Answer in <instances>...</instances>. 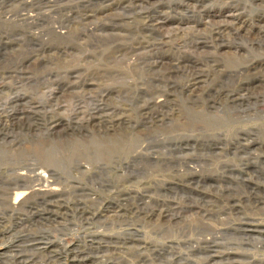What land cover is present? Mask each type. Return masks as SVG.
<instances>
[{"label": "rangeland", "instance_id": "374dc122", "mask_svg": "<svg viewBox=\"0 0 264 264\" xmlns=\"http://www.w3.org/2000/svg\"><path fill=\"white\" fill-rule=\"evenodd\" d=\"M200 1L202 3L196 4L194 0H185L179 8L176 5L182 0H57L52 4H47V0H6L0 3V193L17 182L6 171L11 166L5 162L6 152L14 157V163L17 162L15 157L29 154L26 146L30 143L42 145L46 140L51 143L53 138L58 141V135L66 132L69 140L62 144H74L76 139L81 141V133L89 134L86 140L98 139L97 133L96 137L90 136L92 130L98 131L97 128L74 130L72 127L79 126H68L69 116L73 117L72 123L77 121L74 116L77 110L86 115L112 112L121 116L123 131H126L123 138L134 140L152 123L143 113L142 106L145 100L153 99L163 110H168L170 117L166 126L173 130L159 131L166 136L168 145L164 142L160 147L150 146L151 150L145 151L144 158L140 157L145 167L140 170L141 175L149 174L150 178L146 180H157L153 190L162 186L158 193L152 191L145 195L158 199L153 202L161 208L170 203L174 207L180 206L183 210L180 218L191 223L195 220L211 229H214L212 225L220 226V241L226 247L218 246L220 249L216 250L222 251L215 253L212 261L207 260L208 250L192 251L190 244L179 242L180 237L184 238L181 231L172 236L175 227L168 224V217H159L154 212L145 219L147 205H142L141 211L131 213L121 207L122 215L104 220L94 217V213L108 216L114 211H97L92 206L86 211L73 206L52 208V213H47L50 219H47L44 218L47 210L43 206H38L35 214L34 208L0 204V221L9 228L6 237L0 241V264H105V259L111 255L114 256L112 261L122 264H137L138 261L143 264H175L178 259L183 264H224L226 261L221 254L224 256L229 252L239 257L235 258L239 259L237 263L230 257L231 264H264V1ZM188 4L193 5L188 9L185 6ZM92 9L97 13L88 12ZM144 9L155 20L152 23L163 22L158 25V31L142 26V19L136 14ZM164 11L167 13L156 17ZM86 12L93 16L83 19ZM146 15L148 13L144 12L143 16ZM92 22L104 27L110 24L111 27L96 29ZM212 23L226 25L222 30L223 44L205 40ZM86 26L94 29H86ZM175 26L183 30L178 37L171 38L169 30ZM55 27L68 34L56 35ZM193 30L201 37L196 39L198 44L193 42ZM161 37L170 40L160 43ZM29 54L37 55L38 59L26 60ZM162 56L163 61L194 57L193 61H197L199 71L204 75L202 81L193 86V92L182 85L183 81L178 80L181 77L174 78L177 80L175 84L158 81L156 76L161 72L155 70L154 74L146 61ZM22 69L33 74L27 77L17 74L16 77ZM71 70L79 71L94 84L77 88L79 80L71 78L75 75L70 74ZM248 84V92L242 90ZM17 95L25 103L24 108L38 110L28 116L17 114L10 120L7 115L13 108L12 97ZM97 106L105 109L98 112ZM47 111L60 113L63 117L51 116ZM85 114L80 115V120L87 119ZM57 123L61 124L55 126V135L52 138L46 136L47 130ZM188 123L193 125L192 129ZM104 133L118 134L113 130ZM111 134L108 139L112 138ZM119 136L122 134H118V139ZM175 144L178 146L174 147ZM171 149L173 153L169 155ZM168 156L179 161L168 164L162 160ZM65 160L66 172L72 174L69 159L64 157L61 162ZM154 167L159 168L156 173L159 175L150 174ZM126 172L136 174L130 168ZM3 178L9 181L7 186L2 184ZM65 179L70 177L66 175ZM164 180L167 186L163 185ZM63 181H53V187L61 186ZM79 184L90 189L99 187L96 192L102 196L107 188L90 179ZM144 185L148 186V183ZM16 193L13 190L10 194L11 201ZM125 197L122 203L128 207ZM83 215L90 220L83 222ZM155 223L163 226L158 233L153 231ZM240 223L249 228L247 232L242 230L243 227L238 230L237 224ZM253 238H263V244H256ZM136 239L138 242H132ZM189 240L193 241V236ZM182 241L186 242L187 238ZM47 245L51 248L44 250Z\"/></svg>", "mask_w": 264, "mask_h": 264}, {"label": "bare ground", "instance_id": "6f19581e", "mask_svg": "<svg viewBox=\"0 0 264 264\" xmlns=\"http://www.w3.org/2000/svg\"><path fill=\"white\" fill-rule=\"evenodd\" d=\"M4 1H6V0H0V3L4 2ZM16 1H18V0H16ZM130 1H147V0H130ZM186 1H188V0H186ZM261 1H264V0H261ZM53 2H57V0H47V4L48 3L52 4ZM184 2H185V0H182V2L177 3L176 6H178V8H179V6L181 7L184 5ZM194 2L197 4L198 2H201V1L200 0H194ZM221 2H223V0ZM190 5H193V4H188L185 6L188 7V9H189ZM199 11H202V9ZM88 12H92L93 14L97 13V11L94 9L89 10ZM144 12L148 13V15L143 16ZM92 13L88 14L86 12L82 18L87 19V17H89V16L92 17L93 16ZM166 13L167 12H165V11L161 12V13L157 14L156 17H159L160 15L166 14ZM242 13H240L239 15H241ZM136 15L142 19V24H143L142 26L144 28H149L150 31H152V30L158 31V29H159L158 25L160 23H163V22H157L156 24L152 23L155 20H153V17H151L150 12H148L147 9L140 11ZM244 16L245 15L243 14V17ZM67 17H69V16H67ZM60 24H62L61 28L64 29L62 21L60 22ZM92 24H94L96 29H98L100 26H103L101 23L98 24L97 22H94V23L92 22ZM209 24H210V22H209ZM211 25L212 26L210 29V34H206L207 36L205 37V40L210 41V39H211V41L219 42V44H221L222 42H224V33L222 30H225L224 28L226 25L222 24V23L221 24H213L212 23ZM106 26L107 27L103 26L101 28L111 27L110 24H106ZM257 28H260V27H257ZM86 29L90 30V29H94V28L86 26ZM262 29L264 30V28H262ZM182 30H183L182 27H179V26H175V28H173L172 30H169L170 36H172L171 38L178 37L180 31H182ZM62 31L63 32H61V30L58 31V29L55 27L54 32L56 35L68 34L65 30H62ZM193 32H194L193 36L195 37V38H193V42H195V44H198L197 40H200L201 37H199L198 35H195L198 33L195 30H193ZM206 33H208V31ZM235 33H237V32H235ZM33 37L34 36H32V39H35V37L34 38ZM168 40H170V39H167V38L164 39V37H161L160 43H165V42L168 43ZM228 43H229V40H228ZM213 44H215V43H213ZM230 44H231V42H230ZM216 47H217V45H216ZM229 47L231 48V46H229ZM166 51H167V49H166ZM34 57H36L38 59L37 55L29 54L26 60H31ZM163 58L164 57L162 56L161 58L152 59L149 62L146 61V63L149 65V69L153 73L155 70H159L161 72V75L156 76L158 81L159 82H166L167 84H175V83H177V80H174V78L175 77L176 78L181 77L178 80L183 81L182 85L187 89V91L189 90L190 92H193V86H197V84H199V82L202 81V78L204 75V72H203V74H201V71H199V64L197 63V61L196 60L193 61L194 57L193 58H191V57L190 58H179L178 57L176 59L172 58V60L168 59L169 61H165V60L163 61L162 60ZM207 58H208V61L211 60V58L209 56ZM260 63H262V62H260ZM237 66H238V64H237ZM200 68H201V66H200ZM240 71H242V70H240ZM69 72H70V74H73V73L75 74V75H72L71 78H78V80H79L78 85L76 83L77 88L81 87L83 89V86L85 84H90V85L94 84L93 82H91L92 79H87L86 78L87 76L83 77L82 75L79 74V71H77V70H71ZM183 72H186V74L181 75V73H183ZM207 72H208V70H207ZM49 73H51V70ZM17 74L20 77H27L28 74H33V73L29 70L22 69L16 73V75H15L16 77H17ZM178 74H179V76H178ZM30 78H31V76H30ZM248 89H250L249 84L247 85L246 88L242 87V90H246L247 92H248ZM225 91H226V89H225ZM247 92H246V94H247ZM229 94L227 93V95H229ZM240 94H242V93H240ZM12 98L14 99L12 102L13 108L10 109V111L8 112L9 114L7 115V117L10 120L14 119L16 116H18L17 114L27 115L28 113H31L32 111L38 110V108H35V107H31V108H29V110H27L26 107L24 108L23 106L25 105V103H23L22 98H19L18 95L14 96ZM257 100H259V99H257ZM104 109H105L104 107H98V106L96 107V110L98 112L103 111ZM142 111L144 114H146L147 118L151 119L152 123L150 125L146 126L142 130L143 133L139 132L140 134L134 140H129V139L123 138L126 136V131H123L124 130V127H123L124 119L121 116H116L112 112L104 114V115L99 114V116L97 114L94 115L95 113L94 114L91 113V114L86 115L85 113H82L81 110H77V115H74L77 117V118L75 117V119L77 120L76 122L72 123L73 117L71 118V116H69L68 119L65 118L68 121V126H71L72 124H73V126H77V127L79 126L78 128L72 127L74 130L75 129H80V130L83 129L84 130V129H88L89 127L97 128L98 131L92 130L93 134L91 133L90 136L95 135V137H96L98 135V137H99L98 139L96 138V139H90V140L87 139L86 140V137L89 136V134L84 135L81 133L80 137H83L81 139V141H78V139H76L77 138V136H76V138H75L76 140H74V139L73 140L77 141V142H75L74 144H62L61 142H67L69 140V138H68L69 136L65 135L67 132L66 133L63 132L64 134L58 135V139H59L58 141H53L54 139H56V138H53V139H51V143H48L46 140L42 145H41V143H40V145H38L39 143L38 144L30 143V146L29 145L26 146L29 150L28 151L29 154L26 156L15 157L17 162H14V163L12 162L14 157H12L10 154H8L6 152V155L4 157L5 162H7L8 165H11L10 168L6 169V171L7 172L9 171L10 174L15 177L17 182H15L13 180L14 181L13 187L11 186L7 189L3 187V189H6V191H4L3 193H0V195H1L0 196L1 197L0 198V204H3V205L9 204L10 206H13L14 208H18V207H28L31 209L34 208L35 214L37 213L38 206H43L44 210H47L44 213V216H45L44 218H47V219L48 218L50 219V217L47 216V213H52V211H53V210H51L52 208H58V209L66 208L67 209V207L73 206V207H77L79 210L86 211L87 209H90V207H88V206H92V207H95L94 209H96L97 211L104 210V209H107V211H112V212L114 211V214L112 213V215H108V216L102 215V214H100V212L94 213V217L103 218L104 220H107L110 217H114V216L119 217L120 215H122L121 211H119V210H121V209H119L121 207H125V209H127L131 213V212L136 211V210L141 211V206L147 205V206H149V208L145 212V219H148L152 215H154V214H152L154 212H157L159 217H161V216L168 217V220H167L168 224L175 227L172 230L173 231L172 236L174 234H175V236L178 235V232L181 231L183 237L187 238V241L183 242L182 240L184 238L182 239L180 237L178 239L179 242H181L183 245L190 244V247H191L190 249L192 251H196V250L200 251L202 249H205L206 251L208 250L207 251L208 255H207L206 259L209 261H212L214 259L215 253H220L222 251V250H220V252H218L216 250V248L220 249V248H218V246L220 247L221 245L223 248L226 247V245L220 241L221 235L219 233H221V230H222L220 228V226L212 225L214 227V229H211V228H208V227L202 225L201 223H199L198 221H195V220H193V223H191V221L189 222L187 220H184V218L183 219L180 218L181 211H183V210H180V209H182V208H180V206L177 205L174 207V204L170 203L169 206L163 205L165 207L161 208L158 206L157 203L153 202V200L155 201L158 199H155V198L152 199L153 196L145 195V193H150L152 191L157 192V190H159V191L162 190V188H161L162 186L157 187L156 189L153 190V185H155V182H157V180L156 181L153 179L152 180H146V179L150 178V176H148L149 174L148 175L145 174V172H144V174L146 176L141 175L142 172H140V170H143V168H145V167H144V165H142L143 162H140V160H141L140 157L144 158L143 156L146 155L145 151L147 150L146 152H148L149 150H151L150 146L156 145V147H158V146L160 147V145H162V143H164L166 141V139H167L166 136H164V134L163 135L160 134L159 133L160 130H168L169 132H171L173 129H169L168 126H166L167 125L166 121L170 117L169 113H167L168 110H166V109L163 110L161 108V106L157 105V103L153 101V99L145 100V103L142 106ZM47 114H49L51 116H56V115L59 116L60 115V117H63L60 113L52 114V112L47 111ZM84 114L86 115L87 119L82 121V120H80V115L84 116ZM88 116H90V117L88 118ZM239 116H241V115H239ZM47 118H48V116H47ZM52 120H54V119H52ZM60 124L61 123H59V124L57 123L52 128L48 129L46 136L49 135L52 138L55 135V131H54L55 126L60 125ZM188 124L190 125V127L192 129L193 125L190 123H188ZM183 128H185V127H183ZM65 129H68V128H65ZM195 129H196V127H195ZM109 130L117 131V133L120 135L122 134V136L121 137L119 136L120 138L118 139L117 138L118 134L115 136V133H113V134L104 133V132H107ZM174 131H179V130H174ZM96 133H97V135H96ZM109 134H111V137L113 139L112 138L108 139V137H110ZM33 135H35V134H33ZM165 135H166V133H165ZM39 136H40V134H39ZM185 136H183V137H185ZM114 137L117 138L118 140H115ZM149 137H150V140H149ZM176 137L178 138V136H176ZM29 138H31V135L29 136ZM39 139L45 140V139H47V137L46 138L40 137ZM173 139H174V137L172 138V140ZM177 140H175V141H177ZM23 142H25V140ZM33 142H35V140ZM37 142H38V140H37ZM48 144H51V145L47 148L46 145H48ZM33 146H39V147L38 148H36V147L32 148ZM171 146H173V145H171ZM171 146H169V148ZM176 146H178V144L174 145V147H176ZM186 146H184V147H186ZM162 147H164V145ZM18 148L24 149V148H22V146H19ZM166 148H168V147H166ZM14 150L12 153L13 155H14ZM164 150H165V148H164ZM6 151H8V150H6ZM167 151H168V149H167ZM172 151L173 150L171 149V151H169L168 154L172 155V153H173ZM20 153H23V152H20ZM20 153H18V154H20ZM163 153H164V151L161 152V154H163ZM64 157L68 158L70 161V170H71L72 174L66 172L67 161L65 160V161L61 162V159ZM151 157H152V155H151ZM148 160H150L149 157H148ZM162 160H164L168 164L176 162L177 160L179 161V159L172 158V156L165 157ZM152 164H153V162H152ZM153 166H155V165H153ZM161 166H163V165H161ZM151 167H152V165H151ZM157 167H154V169L153 168L151 169V172H152V173H150L151 175H154V176L159 175V174H156L157 172L159 173V168H157ZM127 168L132 169L134 172H136V174L126 172ZM188 168H191V167L188 166ZM162 172H164V171H161V173ZM172 172L175 173L176 171L174 170ZM183 174H185V173H183ZM189 174H191V172ZM66 175H68L70 177V179H65ZM103 175H105L109 178H104ZM112 176H114V178L110 179ZM174 177H171V178H174ZM88 179L96 182V184L98 183L101 186L107 187L104 190L103 196L99 192H96L97 189L99 190V187L98 188L93 187L92 189H90L86 185H80L79 184L80 181H84V180H88ZM3 180H4V178H3ZM61 180H65L62 182L61 186L53 187V183H54L53 181H61ZM144 180H146V181H144ZM166 182L167 181L164 180V183H163L164 186H167ZM144 183H148V186L144 185ZM2 184L7 186V184H9V181L4 180L2 182ZM10 184H12V183H10ZM13 190H15L17 193H16L14 200L11 201L10 194L12 193ZM5 193L7 194V197L4 198L3 196ZM130 193L135 194V195H125V194H130ZM64 195H65V197H64ZM95 195H97V196L95 197ZM66 196H67V198H66ZM69 196H72L73 198L70 199ZM125 196H127L128 202L126 203V205L128 207H126L122 203L123 201L126 200ZM109 199H110V201H108ZM151 202H153V203L151 204ZM109 209H111V210H109ZM123 213H125V212H123ZM212 216H215V215L212 214ZM81 218H82L81 220L83 222H88L90 220V218H86L85 215H83V217H81ZM244 220H247V218ZM153 225H154L153 231L155 233H158L159 230L161 228H163V226H160L158 223H155ZM0 226H1L0 227V236H1L0 241H1L4 239V237H6V234L9 232V230H8L9 228H7V225L5 224L4 221H0ZM244 226H245L244 223L237 224L238 230L242 229V227H243L242 230L247 232L249 228L247 229V226H245V227ZM175 230H177V232H175ZM167 232H170V229L167 230ZM255 233H257L256 230H255ZM258 233H261V232L258 231ZM192 236H193V241L189 240L190 237H192ZM243 237H244V235H243ZM243 240L245 242V239H243ZM251 240L252 239L250 238V241ZM253 240H255L256 244H259V243H261V241H263V238H259V239L253 238ZM132 242H134V243L138 242V239L132 240ZM247 243H250V242H247ZM2 244H3V242L1 243V245ZM262 244L263 243H261V245ZM40 245L41 244H37V246H40ZM223 245H225V246H223ZM49 248H51V246L47 245V246H45L44 250H48ZM224 250H226V249H224ZM229 253L224 255V256L221 254V257H223L224 260L226 261V262H224V264L233 263V262H230V257L234 258V260H236V263H237L239 261V259L237 260L235 258H239V257L238 256L236 257L235 255H230ZM242 253H244V252H242ZM83 258H85V257H83ZM112 259L114 260V256L111 255L110 257L105 259V261H106L105 264H122L119 261H112ZM138 262H140V263H138ZM138 262H137V264H143L142 261H138ZM21 264H28V263L24 262ZM169 264H171V263L169 262ZM175 264H183V263L181 262L180 259H178V261ZM262 264H263V262H262Z\"/></svg>", "mask_w": 264, "mask_h": 264}]
</instances>
